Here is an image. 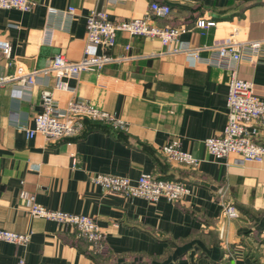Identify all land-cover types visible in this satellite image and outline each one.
Returning a JSON list of instances; mask_svg holds the SVG:
<instances>
[{
    "label": "crops",
    "instance_id": "obj_1",
    "mask_svg": "<svg viewBox=\"0 0 264 264\" xmlns=\"http://www.w3.org/2000/svg\"><path fill=\"white\" fill-rule=\"evenodd\" d=\"M153 1L171 12L149 21L181 27L177 42L118 32L114 45L96 50L111 60L67 79L72 91L57 87L52 74H37L28 91L0 86V229L30 235L23 245L0 240V264L20 258L24 264H264V158L216 159L204 144L226 125L230 79L228 70L209 62L210 47L226 38L264 39V0H35L27 11L0 9V39L11 45V64L0 54V76L14 74L15 62L40 69L57 53L78 60L91 9L120 21L144 16ZM199 19L214 23L198 27ZM184 47L198 50L200 59L192 64ZM235 68L264 99V62L241 60ZM43 90L61 109L69 99L85 100L125 127L85 118L76 136L27 135L19 125L34 126ZM173 140L199 160L197 167L165 158L161 148ZM256 140L264 145V128ZM96 173L132 182L151 173L185 183L190 193L175 202L124 198L94 185ZM27 193L49 209L91 216L104 232L106 253L75 228L30 214ZM224 200L238 217L220 215Z\"/></svg>",
    "mask_w": 264,
    "mask_h": 264
},
{
    "label": "built area",
    "instance_id": "obj_2",
    "mask_svg": "<svg viewBox=\"0 0 264 264\" xmlns=\"http://www.w3.org/2000/svg\"><path fill=\"white\" fill-rule=\"evenodd\" d=\"M34 5L35 0H0V9L15 8L27 11ZM67 12L71 14L73 8H69ZM170 12L171 8L168 4L153 1L149 4L148 13L142 17L112 21L105 10L91 9L86 16V46L78 60L71 61L63 54L57 53L46 66L32 70H26L15 62L14 74L0 76V86L11 83L20 90L28 91L35 84L37 74H52L56 79L57 87L72 91L73 88L68 85L67 79L77 78L80 72L85 70H100L111 60L110 56L98 53L96 50L98 47L108 48L114 45L118 32L158 38L163 45L177 42L182 33L181 27L168 24L156 25L149 21V15L167 17ZM213 23L205 22L204 19L196 21L198 27ZM244 48L248 52H245ZM174 50L178 51L179 48ZM262 50H264V39L240 43L226 38L215 41L210 47L209 62L230 73L226 96V125L219 134L204 140L207 152L216 159L224 158L232 153L238 154L242 162L260 163L264 158V145L256 140L260 129L264 128V99L254 93L251 81L237 77L235 68L236 62L241 60L264 62V55L261 56ZM183 51L192 64L200 59L198 50L184 47ZM0 54L8 60L11 58V45L6 39H0ZM9 64H11L10 60ZM40 99L42 111L35 115L34 126L28 128L19 125V128L25 130L27 135L40 133L46 140L76 136L83 130L85 118L111 123L114 127L121 129L125 127L123 120L103 109L95 108L85 100L69 99L61 109L48 90L41 91ZM161 151L171 162L190 168H195L199 164L196 157L180 148L177 140L162 146ZM90 181L106 192L119 194L124 198L140 197L151 203L162 197L175 202L190 193V188L185 183L160 178L151 173L141 174L134 182L123 175L96 173L90 177ZM24 195L30 214L51 220L60 226L73 227L78 236L91 243L96 250L100 251L103 248L104 232L91 216L58 209L52 210L38 203L33 194ZM220 215L227 219L236 218L239 210L234 204L224 200L220 202ZM29 239L28 233L0 229V240L23 245ZM17 264H24V260L20 258Z\"/></svg>",
    "mask_w": 264,
    "mask_h": 264
},
{
    "label": "trees",
    "instance_id": "obj_3",
    "mask_svg": "<svg viewBox=\"0 0 264 264\" xmlns=\"http://www.w3.org/2000/svg\"><path fill=\"white\" fill-rule=\"evenodd\" d=\"M161 178V177H160ZM99 253H101V254H104V253H106V247H105V245L103 246V248L100 250V252Z\"/></svg>",
    "mask_w": 264,
    "mask_h": 264
}]
</instances>
